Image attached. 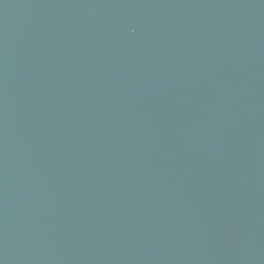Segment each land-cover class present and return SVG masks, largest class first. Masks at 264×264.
Wrapping results in <instances>:
<instances>
[{
	"label": "water",
	"instance_id": "95a60500",
	"mask_svg": "<svg viewBox=\"0 0 264 264\" xmlns=\"http://www.w3.org/2000/svg\"><path fill=\"white\" fill-rule=\"evenodd\" d=\"M0 264H264V0H0Z\"/></svg>",
	"mask_w": 264,
	"mask_h": 264
}]
</instances>
